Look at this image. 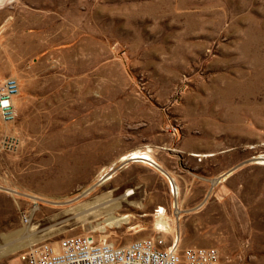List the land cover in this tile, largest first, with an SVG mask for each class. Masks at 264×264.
<instances>
[{
    "label": "rangeland",
    "instance_id": "374dc122",
    "mask_svg": "<svg viewBox=\"0 0 264 264\" xmlns=\"http://www.w3.org/2000/svg\"><path fill=\"white\" fill-rule=\"evenodd\" d=\"M6 75L19 93L0 117V264L87 232L264 264V0H0ZM136 149L150 161L131 162ZM175 154L214 180L196 229L180 211L189 179L176 191L153 168Z\"/></svg>",
    "mask_w": 264,
    "mask_h": 264
},
{
    "label": "built area",
    "instance_id": "2783aa9c",
    "mask_svg": "<svg viewBox=\"0 0 264 264\" xmlns=\"http://www.w3.org/2000/svg\"><path fill=\"white\" fill-rule=\"evenodd\" d=\"M19 82L13 76H0V117L13 121L17 111L14 97ZM131 159L150 161L144 152ZM28 221L27 216L24 217ZM10 264H219V252L214 246H180L178 239L167 242L161 234L144 236L124 245H115L104 236L77 233L56 241L38 240L17 252ZM16 259V261H14Z\"/></svg>",
    "mask_w": 264,
    "mask_h": 264
},
{
    "label": "crops",
    "instance_id": "0c3cea01",
    "mask_svg": "<svg viewBox=\"0 0 264 264\" xmlns=\"http://www.w3.org/2000/svg\"><path fill=\"white\" fill-rule=\"evenodd\" d=\"M137 150V149H136ZM176 153H177V147H176ZM133 151V150H130ZM129 151V152H130ZM224 150H218L215 152H205V151H189V154L191 155L190 157L193 158V160H197V158L195 159V156L197 153H201L203 156L202 157H206V156H214L216 153L218 152H223ZM197 152V153H196ZM128 153V152H127ZM177 154L173 155L176 157V159H174L173 164L171 165V167L167 166L163 161H161L160 159L157 160V166L153 167L158 169L160 172H162L163 174L167 175V176H173L174 177V183H175V187H176V191H177V186L179 187L180 185L176 182L177 181V175L178 176H182L185 175L186 178L189 179L188 182H186V184L183 186V190L186 192H190L191 194H187L185 195L187 200L185 201H181V215L184 216L182 222L183 225L186 223L185 220L187 218H189V224L192 228L196 229L198 227H201V224L197 222V217L200 214V208H204L207 204L208 201V197L206 196L209 192V190L212 188V182L214 181L211 178H207L204 176H200L197 172L196 166H184L181 169H178L177 167ZM123 158H125L126 156H122ZM131 162H140L139 160H134ZM196 169V170H194ZM200 171V170H198ZM188 174H187V173ZM209 181V182H208ZM208 182L210 184L207 185ZM130 188V187H128ZM132 189V188H130ZM209 189V190H208ZM133 190V189H132ZM133 192V191H132ZM126 194V193H125ZM131 194V192H130ZM184 202V203H183ZM192 217H196L194 219H192ZM207 243H198V244H191V245H206ZM185 246H189V245H185Z\"/></svg>",
    "mask_w": 264,
    "mask_h": 264
},
{
    "label": "bare ground",
    "instance_id": "6f19581e",
    "mask_svg": "<svg viewBox=\"0 0 264 264\" xmlns=\"http://www.w3.org/2000/svg\"><path fill=\"white\" fill-rule=\"evenodd\" d=\"M141 152L139 151V150H133L132 152H131V154H132V156L133 157H135V156H140L139 154H140ZM148 155L147 153H144V155ZM260 156H257V162H259V163H264V154H259ZM148 156H150V155H148ZM133 160H138V159H133ZM140 161V160H139ZM108 177H110V174H109V172L107 173V174H105L104 176H103V179L104 178H108ZM101 181V180H100ZM133 190L132 189H130V188H127L126 189V192H124V193H126V194H130V192H132ZM86 192V191H85ZM84 192V193H85ZM101 198L100 197H98V199L97 200H95V201H98L99 202V200H100ZM106 199V198H105ZM96 203V202H95ZM95 205H97V206H99V204H95ZM161 210H163V207H161ZM161 215V214H160ZM124 217H126V215H123V216H120V217H115V216H113V215H111V216H109L108 217V219H109V222H115V223H119L121 220H123V218ZM162 218L161 217H159L158 219H156L157 221H156V225H157V228H159V229H165V223H164V221H163V219L161 220Z\"/></svg>",
    "mask_w": 264,
    "mask_h": 264
}]
</instances>
